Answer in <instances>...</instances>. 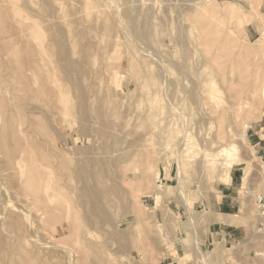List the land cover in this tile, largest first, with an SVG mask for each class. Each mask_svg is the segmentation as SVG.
Wrapping results in <instances>:
<instances>
[{
  "label": "rangeland",
  "instance_id": "obj_1",
  "mask_svg": "<svg viewBox=\"0 0 264 264\" xmlns=\"http://www.w3.org/2000/svg\"><path fill=\"white\" fill-rule=\"evenodd\" d=\"M16 2L6 10L23 9L26 27L38 21L40 42L19 37L14 8L0 6L12 13L0 20V133L8 147L34 141L56 183L41 218L25 219L30 200L0 180V264H264V0ZM207 153L217 155L209 164ZM225 188L244 233L209 245L207 212Z\"/></svg>",
  "mask_w": 264,
  "mask_h": 264
},
{
  "label": "bare ground",
  "instance_id": "obj_2",
  "mask_svg": "<svg viewBox=\"0 0 264 264\" xmlns=\"http://www.w3.org/2000/svg\"><path fill=\"white\" fill-rule=\"evenodd\" d=\"M16 1H18V0H0V6H1V8L4 6V8H5V5L6 4H8V5H10V4H14ZM18 2H16V4H17ZM153 3H154V1H153ZM15 4V5H16ZM15 5H13V6H10V8L11 7H13L14 9L13 10H11L9 7H8V9L9 10H11V11H13V14L12 13H10L9 12V14L7 13L9 10H6V8L4 9V10H6L5 12L8 14V16L9 15H11V16H13V17H11V19L12 18H14V19H16L15 21H12V22H15V23H17V27H18V32H17V34L19 35V37H20V35L21 36H23V35H25V36H27V35H31V37H29V39H31V41H33L34 43H36L37 41H39L40 42V32H41V29L39 28L40 26L37 24V22L36 21H32V23H30L29 25L27 24V26L28 27H26L25 25L26 24H24V22H23V17H22V15L21 14H23L21 11L23 10H21L20 11V9H18ZM7 7V6H6ZM15 7L18 9V10H16L15 11ZM0 8V10L2 11V9ZM4 10L2 11V17H3V13H4ZM0 11V12H1ZM25 13V12H24ZM5 14V13H4ZM6 14V15H7ZM0 15V16H1ZM5 15V16H6ZM26 15V14H25ZM5 16L3 17V19L2 18H0V20H6V19H4L5 18ZM10 17H9V19H10ZM28 17V16H27ZM8 19V20H9ZM7 21V20H6ZM31 21V20H30ZM9 22V21H8ZM26 22H28V20H26ZM25 22V23H26ZM2 23H6V22H2ZM14 24V23H13ZM2 25V24H1ZM4 26H5V24H3ZM2 25V27L0 26V28H3L4 26ZM15 27H16V24H15ZM24 27H26V28H24ZM2 30H3V32L5 31L4 29H1L0 30V32H2ZM16 30V31H17ZM2 35V34H1ZM0 35V36H1ZM4 35V34H3ZM2 35V36H3ZM23 38V37H22ZM3 40V39H2ZM18 40H19V38H18ZM41 40L43 41V39L41 38ZM1 41V40H0ZM7 41V40H6ZM2 42V41H1ZM7 43V42H6ZM42 43V42H41ZM5 43H3V45H4ZM43 44V43H42ZM45 44V43H44ZM43 44V45H44ZM9 45V44H8ZM17 45H18V43H17ZM38 45H41L40 43H38ZM43 45H41L40 46V50L41 51H45L44 50V46ZM35 46H36V44H35ZM2 47L3 46H1L0 47V49H2ZM7 48H8V46H6ZM20 48V47H19ZM42 48V49H41ZM5 49V48H4ZM3 49V50H4ZM37 49H38V47H37ZM38 49V50H39ZM8 51V50H7ZM17 51V50H16ZM1 52V51H0ZM5 52H6V50H5ZM8 52H10V48H9V51ZM8 52H6V53H8ZM46 53V52H45ZM9 54V53H8ZM11 54V53H10ZM9 54V55H10ZM8 55V56H9ZM13 55L15 56V54H12L11 56H12V59H15V57L13 58ZM19 55V54H18ZM46 54H44V56H45ZM7 56V57H8ZM43 55H40L39 57H42ZM6 57V58H7ZM19 57V56H18ZM105 57V56H104ZM1 58V57H0ZM11 59V58H10ZM18 59V58H17ZM44 59H46L45 57H44ZM106 59V58H105ZM104 59V61H106ZM157 60V59H156ZM7 61V60H6ZM11 61V60H10ZM17 61V60H16ZM108 61H109V59H108ZM112 61V60H111ZM110 61V62H111ZM107 62V61H106ZM155 62H157V61H155ZM159 62H160V60H159ZM7 63V62H6ZM6 63H4V65L3 66H5V64ZM12 63V62H11ZM117 63V62H116ZM116 63H113V64H115L114 65V67L116 68L117 67V64ZM10 64V63H9ZM132 64H134V62L132 63ZM10 66H11V64H10ZM15 66V65H14ZM108 66V68H109V65H107ZM131 66H133V65H131ZM150 66V69H152L153 67L151 66V65H149ZM163 66V65H162ZM7 67V66H6ZM5 67V68H6ZM12 67V66H11ZM17 67V66H16ZM140 67V66H139ZM104 68V67H103ZM111 69L113 68V65H112V67H110ZM12 69V68H11ZM10 69V70H11ZM13 69H15V67H13ZM18 70H19V67L17 68ZM22 69V68H21ZM137 69H138V66H137ZM3 70H4V68H3ZM5 70H7V69H5ZM110 70V69H109ZM16 71V70H15ZM103 71V70H102ZM3 72V71H2ZM6 72V71H5ZM10 73H12V71H9ZM14 72V71H13ZM21 72V71H20ZM20 72H19V74H20ZM114 72V71H113ZM7 73V72H6ZM9 73V74H10ZM15 73H17V71L15 72ZM106 73H107V75H109V76H107L106 75ZM106 73H104L105 75H106V77H111L110 76V74H108V71L106 72ZM111 73V72H110ZM165 73V72H164ZM164 73H163V75H164ZM2 75V74H1ZM11 75V74H10ZM13 75H15V74H13ZM162 75V76H163ZM6 76V75H5ZM12 76V75H11ZM21 76V75H20ZM55 76H56V74H55ZM112 76H113V74H112ZM7 77V76H6ZM15 77V76H14ZM12 78H13V76H12ZM17 78V77H16ZM112 78V77H111ZM2 79L3 78H1L0 80L2 81ZM20 79V78H19ZM110 79V78H109ZM142 79V78H141ZM162 79V78H161ZM4 80V79H3ZM47 80L49 81V83H54L55 82V80H54V78H53V76L52 75H48V78H47ZM57 80V79H56ZM5 82V81H4ZM140 82V81H139ZM138 82V83H139ZM143 82V81H142ZM146 82V81H145ZM18 83V82H17ZM17 83H15V85H10L9 84V81H8V85H10L11 87H10V89H15L16 90V88H18V84ZM57 83V82H56ZM17 84V85H16ZM19 84H20V82H19ZM140 84V83H139ZM5 86V85H4ZM142 86V85H141ZM13 87V88H12ZM9 89V90H10ZM8 90V91H9ZM62 90V89H61ZM18 91H19V89H18ZM9 94H10V91H9ZM10 96V95H9ZM155 97H157V95L155 94ZM10 98H11V96H10ZM10 98H9V100H10ZM9 102H11V101H9ZM13 103V102H12ZM11 103V104H12ZM10 104V105H11ZM14 105H15V103H14ZM18 107V106H17ZM19 108V107H18ZM11 109V108H10ZM9 109V110H10ZM13 109H16V108H13ZM10 112V111H9ZM18 113V112H17ZM20 113V112H19ZM2 114V113H1ZM11 114V113H10ZM21 114V113H20ZM168 114H169V112H168ZM3 115V114H2ZM11 115H13V113L11 114ZM15 115V114H14ZM175 115L176 114H170V117H172V120H174L175 119ZM23 117V116H22ZM17 118V117H16ZM35 118V117H34ZM34 118H32L33 120H34ZM27 120V119H26ZM0 121H1V119H0ZM21 120L19 119V122H20ZM23 121H25V119L23 120ZM37 121V120H36ZM10 122V121H9ZM28 123L30 122V120H28L27 121ZM40 122V121H39ZM27 123V124H28ZM1 124V123H0ZM19 124H22V123H19ZM18 124V125H19ZM24 124V123H23ZM22 124V125H23ZM30 124V123H29ZM28 124V125H29ZM13 124H11V126H12ZM21 125V126H22ZM27 125V126H28ZM33 125V124H32ZM37 125V124H36ZM2 126V125H1ZM1 126H0V130H1ZM8 126H10V125H8ZM7 126V127H8ZM14 126V125H13ZM20 126V125H19ZM20 126V127H21ZM24 126H25V124H24ZM33 126H35V125H33ZM20 127L17 129V133H18V135L19 136H22V134L24 135V133H26V134H30V132L32 133V132H34V133H36L35 132V130L34 131H23L22 129H25V128H22L21 130H20ZM30 127V126H29ZM29 129H32L31 127L29 128ZM34 129V128H33ZM43 129V128H42ZM33 133V134H34ZM37 134V133H36ZM246 134H247V130H244V132H243V134H242V138H243V140L245 141L246 140ZM35 135V134H34ZM24 138V137H23ZM17 144H15V145H11V147H8L7 145V143L5 142V139L3 138V134L2 133H0V173H1V176H3L2 178H0V180L3 182H5L4 184H9L10 182H11V180L12 181H14L15 183H16V185L18 186V190L20 189L21 190V192L20 193H22L24 196H26V197H28L27 199L28 200H30V202H28L29 203V206L28 207H26V206H22V207H26L27 209L25 210L24 208L22 209V211H21V208H20V211H21V213L20 214H25L24 215V218L26 219V218H28V216H26V214H31V212H32V214L33 213H37L38 211H39V209H38V205L41 203L42 204V199H46L47 201H49V202H53V197H52V191H53V186H52V183H53V181H55V179L53 180V174H52V166L51 165H46V164H44V162H42V160L41 159H39L40 157H38L37 156V154H36V147H35V143H34V141H30V139H26V141L25 142H23V143H21V142H16ZM178 145H179V153H178V156H177V160H176V164H177V166H179V167H181V168H183V167H187V165H189V163L191 162V152H192V149H193V145H194V143L192 142V134L190 133V131L187 129L184 133H183V135H182V137H181V139L179 140V142H178ZM205 150H207V149H205ZM208 152V151H207ZM222 154H226V157H227V159L229 160L230 158H231V156H232V154H231V151L230 150H228V149H223L222 151ZM49 156V155H48ZM50 156H51V154H50ZM217 155H215V153L212 155V154H210V153H207V156H206V160H204V161H206L205 163L207 164H209V163H211V162H213V160H214V158L216 157ZM37 158V159H36ZM53 158H55V157H53ZM54 163V162H53ZM51 164V163H50ZM225 169H226V167H224ZM42 169L44 170V172H45V174L43 173H41V171H42ZM56 183V182H55ZM55 183H53V185L55 184ZM160 184H161V182H160ZM6 189V188H5ZM9 189H11V188H9ZM3 191H5V190H3ZM12 191H14V189L12 190ZM15 192V191H14ZM17 192V191H16ZM5 193H7V192H5ZM163 193H164V190L163 189H161V191H159V193H158V195L160 196V197H162L163 196ZM2 194V193H1ZM7 194H9V193H7ZM6 194V195H7ZM18 194H19V192H18ZM6 195H3V196H6ZM9 195H11V194H9ZM55 195H56V193H55ZM44 196V198H42ZM0 198H2V195H1V197ZM8 199L10 198L9 196L7 197ZM6 198V199H7ZM159 198V197H158ZM3 199V198H2ZM5 199V198H4ZM13 199V198H12ZM25 199V198H24ZM21 200V199H20ZM26 200V199H25ZM0 201H2V200H0ZM4 201V200H3ZM2 201V202H3ZM11 201V200H10ZM19 202V201H18ZM44 202V201H43ZM9 203V202H8ZM11 203V202H10ZM12 203H14L13 201H12ZM22 203V202H21ZM26 204V203H25ZM50 204H52V203H50ZM54 204H55V202H54ZM54 204H52L53 205V207H54ZM1 206H3L4 207V204H0ZM9 205V204H8ZM14 205V204H13ZM18 205H19V203H18ZM21 205V204H20ZM52 205H51V207H52ZM185 205V204H184ZM15 206V205H14ZM19 207V206H18ZM40 207V206H39ZM6 208V207H5ZM9 208V207H8ZM7 208V209H8ZM12 209H13V207H12ZM16 209V208H15ZM56 209V208H55ZM54 209V210H55ZM187 209H188V211L191 213V209L190 208H188L187 207ZM3 210H4V208H3ZM9 210V209H8ZM17 210V209H16ZM40 210H41V207H40ZM7 211V210H6ZM13 211V210H12ZM15 211V210H14ZM18 211H19V209H18ZM47 211V210H46ZM39 213H40V211L37 213L38 215H39ZM41 213H42V211H41ZM6 214H7V212H6ZM14 213H12V215H13ZM46 214H47V212H46ZM45 214V215H46ZM49 214H53L52 212H49L48 211V215ZM1 215V214H0ZM42 215V214H41ZM41 215H39V217L41 218ZM2 216V215H1ZM0 216V217H1ZM7 216V215H6ZM16 216H18V215H16ZM31 216H33V215H31ZM37 216V215H36ZM43 216H44V214H43ZM42 216V218H44V221H45V216L43 217ZM60 216V215H59ZM68 216V215H67ZM230 216V217H229ZM4 217H5V215H4ZM34 217H35V215H34ZM69 217V216H68ZM221 217H222V219H223V221L225 222V223H228V224H232L233 226H240L241 225V223L239 222V220L237 219L238 217H235V216H233V217H231V215H225V214H222L221 215ZM6 218V217H5ZM17 218V217H16ZM23 218V219H24ZM30 218V217H29ZM7 219V218H6ZM34 219H36V218H34ZM39 219V218H38ZM47 219H48V217L46 218V221H47ZM53 219V218H52ZM31 220V219H30ZM68 219H66V222H68L67 221ZM10 221V220H9ZM26 221H28V219L26 220ZM32 221H33V218H32ZM45 221V222H46ZM35 222V221H34ZM37 222H39L38 220H37ZM36 222V223H37ZM3 223V221L0 223V225ZM8 223V222H7ZM15 223V222H14ZM28 223H31V222H28ZM47 223V222H46ZM45 223V224H46ZM51 223V222H50ZM54 223V222H53ZM6 224V223H5ZM4 224V226H6V225H8V224H6L5 225ZM56 224V223H55ZM31 225V224H30ZM34 225V224H33ZM36 225V224H35ZM35 225H34V229H33V232L35 231V230H37V228H35ZM37 226V225H36ZM46 226V225H45ZM47 226H48V223H47ZM46 226V227H47ZM3 227V226H2ZM7 227V226H6ZM38 227H39V225H38ZM48 227H51V226H48ZM70 227V226H69ZM69 227H68V225H64L63 224V231L67 234L68 232H69ZM10 228V227H9ZM28 228H29V226H28ZM32 228V227H31ZM40 228V227H39ZM6 229V228H5ZM12 229V228H11ZM49 229V228H48ZM40 230V229H39ZM47 229H45V230H43V231H45L44 233H46L47 231H46ZM3 231V230H2ZM5 231V230H4ZM11 231V230H10ZM31 231V230H30ZM38 231V230H37ZM41 231V230H40ZM7 233V232H6ZM30 233V232H29ZM0 234H1V232H0ZM12 234H13V232H12ZM36 234H38L37 232L36 233H34V238L36 237L35 235ZM47 234V233H46ZM66 234L64 235V236H66ZM48 235V234H47ZM67 235H69V234H67ZM91 235V234H90ZM89 235V236H90ZM13 235H11V237H12ZM28 236V235H27ZM29 236H30V234H29ZM28 236V237H29ZM5 237V236H4ZM87 237V236H86ZM13 238H14V236H13ZM37 238H38V236H37ZM51 238V237H50ZM52 238H56V236H54V237H52ZM51 238V239H52ZM4 239V238H3ZM29 239H32V238H29ZM54 239H52V240H54ZM59 239V238H58ZM2 240V239H1ZM18 240H19V238H18ZM18 240H17V244H18ZM26 240V239H25ZM34 240V239H33ZM33 240H31V241H33ZM3 241V240H2ZM30 241V240H29ZM58 243H59V241L58 240H56ZM1 242V241H0ZM15 242V241H14ZM24 242H26V241H24ZM28 242V241H27ZM52 242V241H51ZM2 243V242H1ZM3 243H4V241H3ZM2 243V244H3ZM20 243V242H19ZM38 243V242H37ZM63 243V242H62ZM5 244V243H4ZM29 244V243H28ZM16 245V244H15ZM20 245V244H19ZM18 245V246H19ZM35 245V244H34ZM37 245V244H36ZM50 245V244H49ZM65 245V244H64ZM18 246H17V248H18ZM52 246V245H51ZM32 248L34 247V246H31ZM50 247V246H49ZM34 248H36V247H34ZM29 249H30V247H29ZM50 249V248H49ZM17 250V249H16ZM22 250V249H21ZM34 250V249H33ZM35 251V250H34ZM14 253H15V250H14ZM11 255V254H10ZM16 255V254H15ZM33 255V254H32ZM14 256V255H13ZM12 256V257H13ZM19 257H21V255H19ZM22 257H24V256H22ZM21 257V258H22ZM10 259V258H9ZM15 259V258H14ZM13 259V260H14ZM17 259H19V258H17V255H16V260ZM36 259H38L37 257H36ZM18 261H20V260H18ZM36 261V260H35ZM21 263H22V261H20ZM29 264H31L30 262H29Z\"/></svg>",
  "mask_w": 264,
  "mask_h": 264
},
{
  "label": "crops",
  "instance_id": "obj_3",
  "mask_svg": "<svg viewBox=\"0 0 264 264\" xmlns=\"http://www.w3.org/2000/svg\"><path fill=\"white\" fill-rule=\"evenodd\" d=\"M233 181V180H232ZM230 186V185H229ZM225 193H222L220 196V202H216L212 204L211 208L209 207L207 214L209 215L210 224L206 229L205 243L212 244L216 240L224 237L225 242L227 243L230 239H239L243 236V228L244 226H233L232 224H228L225 222H220L217 219V214H225V215H234L236 212V208L239 209V201L237 197L230 193V188H225ZM170 264H175L173 259H170ZM258 260L250 262H246L241 260V258H236V263L234 264H257Z\"/></svg>",
  "mask_w": 264,
  "mask_h": 264
},
{
  "label": "built area",
  "instance_id": "obj_4",
  "mask_svg": "<svg viewBox=\"0 0 264 264\" xmlns=\"http://www.w3.org/2000/svg\"><path fill=\"white\" fill-rule=\"evenodd\" d=\"M257 206L261 213L260 214L261 218L264 219V203H262V201H259ZM261 227L264 229V220H263V223L261 224Z\"/></svg>",
  "mask_w": 264,
  "mask_h": 264
}]
</instances>
